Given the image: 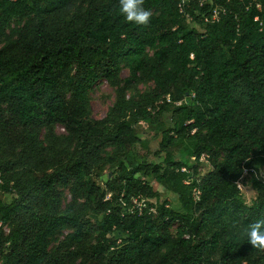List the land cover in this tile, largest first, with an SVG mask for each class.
<instances>
[{
    "label": "trees",
    "instance_id": "obj_1",
    "mask_svg": "<svg viewBox=\"0 0 264 264\" xmlns=\"http://www.w3.org/2000/svg\"><path fill=\"white\" fill-rule=\"evenodd\" d=\"M119 7L0 0L1 264H264L244 235L264 218V0H145L146 27Z\"/></svg>",
    "mask_w": 264,
    "mask_h": 264
},
{
    "label": "rangeland",
    "instance_id": "obj_2",
    "mask_svg": "<svg viewBox=\"0 0 264 264\" xmlns=\"http://www.w3.org/2000/svg\"><path fill=\"white\" fill-rule=\"evenodd\" d=\"M128 75H129L128 69L124 68L122 71V77H127ZM152 85L153 83H147V84L142 83L139 85V88L142 91H145ZM115 99H116V89L113 86H111L105 80L96 83L91 92L92 116L95 118H103L104 116H106L108 110L114 104ZM161 119H163L167 123L170 121V118L164 116H161ZM56 130L58 132L65 131L62 125H57ZM145 131L146 132L142 134L143 141L137 146V150L141 154L145 155L148 158V160L160 162L163 159L162 156L161 157L158 156V151L160 148L159 146L160 134H157L153 130H145ZM201 169L204 173L208 170V167L203 166L201 167ZM239 183L242 184L240 187L242 189L244 199L248 204H251L257 195V191L252 185L251 174L245 172L243 178ZM155 185L159 190L163 191V196H162L163 199H169L170 201H173L174 207L180 206L179 204L175 203L177 201L175 195H173L171 192L163 190L161 185H158L157 183ZM13 197L14 194L0 193V198L6 203L10 202L13 199ZM172 229L175 232L176 225H174ZM6 230L8 231V229Z\"/></svg>",
    "mask_w": 264,
    "mask_h": 264
},
{
    "label": "clouds",
    "instance_id": "obj_3",
    "mask_svg": "<svg viewBox=\"0 0 264 264\" xmlns=\"http://www.w3.org/2000/svg\"><path fill=\"white\" fill-rule=\"evenodd\" d=\"M145 0H119V12L129 23L148 26L152 16L151 10L144 7ZM246 172V170H244ZM264 175V170L257 168L256 178ZM237 186H241L239 182ZM247 242L258 252L264 253V218L251 222L244 229Z\"/></svg>",
    "mask_w": 264,
    "mask_h": 264
},
{
    "label": "built area",
    "instance_id": "obj_4",
    "mask_svg": "<svg viewBox=\"0 0 264 264\" xmlns=\"http://www.w3.org/2000/svg\"><path fill=\"white\" fill-rule=\"evenodd\" d=\"M215 17H216V16H215ZM182 170H183V171H185V170H186V168H183ZM246 172H247V173H249V170H248V169H246ZM196 195H197V197H198V195H199V194H198V193H196ZM144 201H145V199H142V203H143ZM135 202H137V201H135ZM142 203H141V202H140V203H139V202H137V204H139V205H142ZM153 210H154V209H153Z\"/></svg>",
    "mask_w": 264,
    "mask_h": 264
}]
</instances>
